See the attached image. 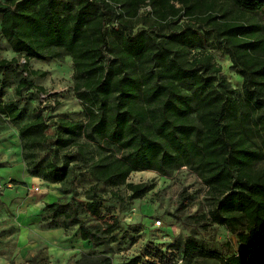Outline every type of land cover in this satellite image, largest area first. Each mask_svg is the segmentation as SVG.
I'll list each match as a JSON object with an SVG mask.
<instances>
[{
    "label": "trees",
    "instance_id": "1",
    "mask_svg": "<svg viewBox=\"0 0 264 264\" xmlns=\"http://www.w3.org/2000/svg\"><path fill=\"white\" fill-rule=\"evenodd\" d=\"M263 10L264 0H0V35L25 59H0L1 72L22 74L16 96L34 88L31 78L47 76L32 60L71 58L84 120L52 123L36 109L19 138L30 175L74 185L76 170H85L93 182L81 206L98 222L87 224L74 201L73 220L81 239L104 252L77 264H113L105 254L120 221L102 214L101 192L122 201L124 188L128 201L141 200L153 186L129 182L134 172L171 176L183 167L208 189L210 209L199 219L227 229L241 250L224 256L215 242L193 236L177 241V250L189 260L264 264V172L257 169L264 162V25L248 18ZM216 50L228 54L241 90L223 74ZM0 114L24 118L13 101L1 103Z\"/></svg>",
    "mask_w": 264,
    "mask_h": 264
},
{
    "label": "rangeland",
    "instance_id": "2",
    "mask_svg": "<svg viewBox=\"0 0 264 264\" xmlns=\"http://www.w3.org/2000/svg\"><path fill=\"white\" fill-rule=\"evenodd\" d=\"M248 18L264 25V10ZM213 53L231 85L241 90L242 78L232 68L228 54L223 50ZM13 58L19 64L25 63L23 55L14 53L0 35V59ZM30 67L47 76L31 78L34 88L26 89L21 96H16L14 89L22 74L14 67L0 71V104L13 101L24 111L20 122L0 114V264H31L33 259L39 264H77L84 256L104 252L103 247L95 249L81 239L79 226L73 220L76 203L87 224L98 222L99 218L81 206L87 202L85 192L93 182L85 170H76L74 185L49 184L30 175L22 158L19 130L33 120L36 109L51 117L53 123L58 118L82 121L83 108L74 95L70 57L60 61L32 60ZM48 133L54 134L53 125ZM257 169L264 172V162ZM129 182L152 185L153 189L145 198L133 202L128 201L129 193L124 188L119 190L122 201L111 197L110 189L101 192L102 214L120 221L118 240L105 254L113 264H126L136 257L143 259L140 264H222L211 258H185L175 245L191 236L215 242L224 256L241 250L227 229L199 219L208 213L210 203L208 189L195 171L183 167L171 176L156 171L134 172ZM57 201L63 207H47Z\"/></svg>",
    "mask_w": 264,
    "mask_h": 264
}]
</instances>
